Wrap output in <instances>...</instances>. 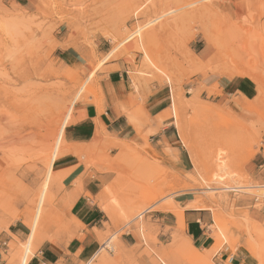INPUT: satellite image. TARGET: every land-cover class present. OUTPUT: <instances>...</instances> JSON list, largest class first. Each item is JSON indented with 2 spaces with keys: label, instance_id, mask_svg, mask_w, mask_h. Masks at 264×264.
Wrapping results in <instances>:
<instances>
[{
  "label": "rangeland",
  "instance_id": "rangeland-1",
  "mask_svg": "<svg viewBox=\"0 0 264 264\" xmlns=\"http://www.w3.org/2000/svg\"><path fill=\"white\" fill-rule=\"evenodd\" d=\"M132 1L0 0V205L7 204L0 238L12 239L0 264H28L43 242L75 236L80 223L68 211L77 193L62 199L67 173L54 170L74 153L113 176L99 203L108 209L102 250L88 264H223L219 254L240 247L264 264V0H137L145 3L137 14L128 11ZM116 63L128 69L141 103L167 97L156 120L170 128L174 148L141 129L142 104L129 114L142 142L118 141L101 127L92 144H69L76 107L102 111L99 76ZM209 74L255 86L239 101L243 113L214 99L217 87L192 89ZM219 154L228 174L219 171ZM185 207L203 210L210 249L188 236ZM29 213L41 231L25 249ZM14 225L26 229L24 239L10 233Z\"/></svg>",
  "mask_w": 264,
  "mask_h": 264
},
{
  "label": "crops",
  "instance_id": "crops-1",
  "mask_svg": "<svg viewBox=\"0 0 264 264\" xmlns=\"http://www.w3.org/2000/svg\"><path fill=\"white\" fill-rule=\"evenodd\" d=\"M122 65V63H116ZM114 65V64H112ZM101 88L102 111L95 104H84L76 107L74 117L76 123L67 130L68 142L74 145H90L95 140V132L104 127V130L123 142H142L144 139L137 126L133 125L129 114L139 107V104L148 112L146 122L141 124V129L156 130V134L149 136L152 142L168 143L173 148L175 140L165 127L163 130L158 124L156 117L169 108L166 96L155 93L141 103L134 91L128 69L124 64L118 70L103 73L99 76ZM192 86L193 90H201L208 93V89L217 87L218 94L212 95L217 101L227 99L229 110L234 115L244 112L240 100L250 96L255 86L244 79H230L225 76L209 74L206 77H196ZM93 100V98H92ZM99 125V126H98ZM174 143V144H173ZM176 149V148H175ZM179 150V149H178ZM179 167L189 170L190 161L182 152L178 154ZM56 172H66L62 180V199L71 194L74 202L69 208V218L74 220L75 236L68 242L45 241L32 256L28 264H88L95 261L98 253L102 250L101 236L106 232L105 223L108 222L104 210L100 207V199L106 185L111 182L113 176L110 172H99L97 169L86 165V156L83 153H74L59 161L54 166ZM190 201L183 199L179 204L188 205ZM203 210L184 208V219L186 220V232L194 244L202 249L208 250L213 246L198 217ZM10 229V233L21 239L27 235L26 229L17 225ZM18 227V228H17ZM8 234L0 238V249L11 241ZM220 262L223 264H260L250 252L240 247L236 251L229 248L219 254ZM95 257V258H94ZM2 254L0 252V263Z\"/></svg>",
  "mask_w": 264,
  "mask_h": 264
},
{
  "label": "bare ground",
  "instance_id": "bare-ground-1",
  "mask_svg": "<svg viewBox=\"0 0 264 264\" xmlns=\"http://www.w3.org/2000/svg\"><path fill=\"white\" fill-rule=\"evenodd\" d=\"M134 1V0H133ZM132 1V4L128 7V11L129 12H133V13H136V12H138L142 7L144 8V5H145V3H142L141 1H139V2H141L140 4H139V2L137 1V0H135L134 2ZM199 2H201V0H199ZM208 7V6H207ZM142 8V9H143ZM137 14V13H136ZM139 14V13H138ZM182 21V20H181ZM148 56V55H147ZM148 60H149V62H151V63H153L154 64V62H152V60H150V58L148 57ZM152 64V65H153ZM155 66V65H154ZM252 78V77H251ZM262 87V86H261ZM262 89V88H261ZM264 89V88H263ZM262 91V90H261ZM243 104V103H242ZM176 125H177V127L178 128H181L180 127V125L178 124V121L176 122ZM99 126V125H98ZM100 131L98 130V132H97V137L99 136L100 137ZM234 138V137H233ZM232 141V140H231ZM233 142V141H232ZM228 147L229 148H231L232 150L234 149V146L232 145L231 146V144H228ZM223 151V150H222ZM223 153V152H222ZM221 153V154H222ZM221 154H219V156H218V158L216 159L217 160V162H218V164H219V166H218V168H219V171L221 172V173H226V174H228V168H227V161H223V157H222V155ZM223 154H225V153H223ZM192 163L196 166V167H199V165H200V159L199 158H196V157H194V156H192ZM234 160H236L235 158H234ZM236 189V188H235ZM234 190V189H233ZM223 200V199H222ZM226 203H227V200H224ZM1 208H3V209H5L6 210V208H7V204L6 203H3V202H1ZM191 207H198L197 209H199V207L200 206H198L197 204H195V203H191V205H188V208H191ZM196 209V208H195ZM106 210V209H105ZM108 210V209H107ZM106 210V211H107ZM105 211V212H106ZM109 213V212H108ZM114 213V212H113ZM106 214H107V212H106ZM112 214V213H111ZM112 217V216H111ZM35 217L33 216V214H31V213H29V216H28V220H26L25 222H26V225H28V227H29V229H30V231H31V236H30V243L28 244V245H26V246H24V248L25 249H30L29 247H33L34 246V244H35V242L37 241V239H38V236H39V232L41 231V224L40 223H38L35 219H34ZM30 251V250H29ZM95 258V257H94ZM90 263V262H89Z\"/></svg>",
  "mask_w": 264,
  "mask_h": 264
}]
</instances>
